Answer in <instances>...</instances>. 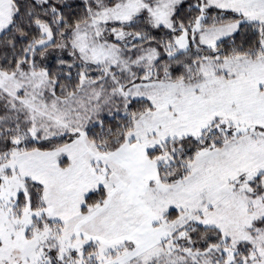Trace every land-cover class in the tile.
<instances>
[{
    "label": "snow or ice",
    "instance_id": "obj_1",
    "mask_svg": "<svg viewBox=\"0 0 264 264\" xmlns=\"http://www.w3.org/2000/svg\"><path fill=\"white\" fill-rule=\"evenodd\" d=\"M0 264H264V0H0Z\"/></svg>",
    "mask_w": 264,
    "mask_h": 264
}]
</instances>
